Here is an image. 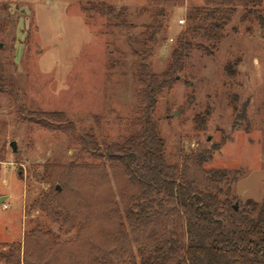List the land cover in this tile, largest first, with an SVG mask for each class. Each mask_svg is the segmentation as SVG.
<instances>
[{
  "label": "rangeland",
  "instance_id": "obj_1",
  "mask_svg": "<svg viewBox=\"0 0 264 264\" xmlns=\"http://www.w3.org/2000/svg\"><path fill=\"white\" fill-rule=\"evenodd\" d=\"M125 10L130 30L89 13L88 0H0V252L24 243L32 231L58 242L75 240L37 201L52 200L54 169L105 164L103 149L133 132L139 116V84L128 38L152 22L150 0H103ZM165 20L163 35L148 59L162 74L177 38L186 33L192 52L173 87L160 96L154 118L166 143L169 164L185 155L210 152L206 169L237 173L230 200L235 206L264 205V7L239 8L221 31L213 20H188L204 0H186ZM183 21L184 23H180ZM201 22V23H199ZM40 113L39 121L33 119ZM61 113L65 121L43 114ZM74 126L72 130L69 124ZM4 130V131H2ZM93 134L94 152L81 141ZM15 143L16 152L10 146ZM102 156L104 158H102ZM1 264V263H0Z\"/></svg>",
  "mask_w": 264,
  "mask_h": 264
},
{
  "label": "trees",
  "instance_id": "obj_2",
  "mask_svg": "<svg viewBox=\"0 0 264 264\" xmlns=\"http://www.w3.org/2000/svg\"><path fill=\"white\" fill-rule=\"evenodd\" d=\"M150 1L152 22L141 34L128 38L138 59L135 79L140 86V114L131 123L133 132L104 146L110 175L105 164L56 168L50 180L59 183L63 192L53 188L52 200L33 205L46 210L52 221L76 230V239L58 242L35 230L25 235L24 243L1 251V264H264V205L249 201L236 210L230 196L237 173L207 170L210 152L168 162L166 143L154 116L160 96L172 89L193 45L182 34L168 68L160 75L151 71L148 59L163 35L165 20L187 2ZM204 3L190 11L187 18L195 26L188 32H198V21L207 20L214 21L211 30L218 32L237 9L250 12L264 7V0ZM87 5L84 11L102 12L111 26L130 30L125 10L117 11L103 0H88ZM260 23L264 30L263 17ZM31 115L39 121L40 113ZM43 116L65 121L61 113ZM66 123L74 129L71 122ZM81 141L94 152L101 149L93 134L86 133ZM0 148L6 149L4 134H0Z\"/></svg>",
  "mask_w": 264,
  "mask_h": 264
},
{
  "label": "water",
  "instance_id": "obj_3",
  "mask_svg": "<svg viewBox=\"0 0 264 264\" xmlns=\"http://www.w3.org/2000/svg\"><path fill=\"white\" fill-rule=\"evenodd\" d=\"M0 47H2V45H0ZM10 146L12 147L13 151L16 152V146H15V143H11ZM57 189L60 190L59 187H58ZM2 199H3V198L0 199V202H1ZM235 208H236V210H238V207H237V206H235Z\"/></svg>",
  "mask_w": 264,
  "mask_h": 264
},
{
  "label": "built area",
  "instance_id": "obj_4",
  "mask_svg": "<svg viewBox=\"0 0 264 264\" xmlns=\"http://www.w3.org/2000/svg\"><path fill=\"white\" fill-rule=\"evenodd\" d=\"M180 23H184L183 21H181Z\"/></svg>",
  "mask_w": 264,
  "mask_h": 264
}]
</instances>
